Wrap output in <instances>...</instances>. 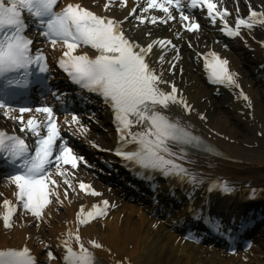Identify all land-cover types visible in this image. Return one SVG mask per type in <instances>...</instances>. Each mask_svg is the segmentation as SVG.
I'll use <instances>...</instances> for the list:
<instances>
[{
    "label": "snow or ice",
    "instance_id": "1",
    "mask_svg": "<svg viewBox=\"0 0 264 264\" xmlns=\"http://www.w3.org/2000/svg\"><path fill=\"white\" fill-rule=\"evenodd\" d=\"M58 2L59 0H0V77L19 75V79L9 78L8 84L27 87L31 65L36 64L41 73L48 71L43 52L38 49L33 55V40L25 34L30 26H35L44 38L51 40L53 47L58 41H63L66 51L62 53L59 66L68 73L71 80L90 93L98 94L111 106L119 134L114 152L122 158V162H130L134 170L138 168L152 179L154 173H159L165 178H175L181 186L187 183L195 189L203 184L204 175L187 167L183 161L187 159L190 150L212 153L216 151L215 146L207 144L202 137L196 135L191 126L180 117L169 114L171 105H182L189 112L192 111V106L180 94L175 82L163 79V72H158L153 66L150 55L157 43L162 46L172 45L173 48L176 46L171 40H157L141 45L135 38L126 35L123 21L98 15L74 3H68L57 11ZM110 4L111 0L105 8ZM124 4H127V0H124ZM146 4L142 8L144 13L150 9H161L166 14V19L152 16L153 24L158 20L167 23L168 20L175 19L171 10L175 7L180 9L181 19L187 22L185 28L195 31L200 27L198 22L185 15L181 0H146ZM197 5H206L208 16L213 22L219 17L224 24L223 30L229 36L237 35L241 26L252 28L258 21L264 23L260 19L264 17V12L250 8L248 17L238 16L232 27L224 19L228 10H218L214 0H189V7L195 8ZM138 7L140 6L133 7L130 15L141 22L148 20L147 16L137 15ZM25 12L31 16L32 25L25 20ZM81 44L90 45L99 54L94 57L76 54L75 50ZM159 60L163 62L164 56H159ZM205 60L212 79L239 87L235 74L228 67L227 59L212 52ZM171 70L174 72L175 65H172ZM167 85H170V90L165 87ZM240 95L248 102L247 106L251 107V101L242 89ZM5 106L6 101L0 98V107ZM20 111L23 113L31 109L21 108ZM36 111L46 114L45 120L38 121L32 117L24 126L37 138L34 151L29 149L21 137L0 131V154L7 156V163L15 173L9 174V179L17 188V201L24 210L43 220L44 210L52 202L50 197L54 194L56 200H59V193H54V189L50 190L49 187L57 186V181L52 179L50 167L55 162L57 172L61 176H67V170L63 166L77 168L78 162L83 161L84 157L75 153L68 141L63 139L53 107L45 106ZM201 116L203 118V114ZM19 119L23 123V116ZM65 123L69 126L79 123L78 117L73 115L70 121L66 118ZM134 126L137 129L135 131ZM45 128L46 133L42 131ZM129 145H132L131 149ZM66 183L71 186L67 180ZM79 186L82 190H91L93 195H101L83 181ZM215 189L225 193L234 191L228 181L219 178L209 181L208 191ZM3 205L5 211L0 213V218L6 228H11L17 205L8 199L3 200ZM109 206L108 200L92 205L88 211L81 206L77 213L78 223L87 224L106 216ZM200 211L203 218V209ZM207 222L216 231H220V225L214 218L207 217ZM68 235L75 238L79 248L74 249L68 239L62 241L65 264H98L94 253L82 242L78 229L69 230ZM89 243L97 248L103 247L96 240ZM48 257L54 258L51 250L48 251ZM0 264H37V259L27 246L22 249L8 248L0 250ZM116 264L121 262L117 261Z\"/></svg>",
    "mask_w": 264,
    "mask_h": 264
},
{
    "label": "bare ground",
    "instance_id": "2",
    "mask_svg": "<svg viewBox=\"0 0 264 264\" xmlns=\"http://www.w3.org/2000/svg\"><path fill=\"white\" fill-rule=\"evenodd\" d=\"M189 77V76H188ZM205 92L195 93V97L201 99L205 97ZM251 104L254 109L252 112V118L254 121L249 124L247 122L246 111L240 108H235L233 112L228 109H218L216 110V116L213 115L212 123L213 127L223 133L228 137L224 140L225 144H229V147L237 150L241 153H246L248 158L260 163H264V104L259 101L258 98L251 96ZM203 108H207L206 104ZM204 110V109H201ZM211 112L210 109H207ZM240 115L237 118H241L242 114H245V118L242 121L241 126L235 123L233 115L235 113ZM216 118H219L216 120ZM256 128L262 133L260 138H251L250 145H242L241 140L237 135L242 134V137H246L247 134L252 135L253 129ZM238 138V141L236 138ZM229 139L233 142L230 143ZM238 142L239 144H237ZM254 178L260 185H264V168L253 172ZM50 234L57 231V226L50 228ZM107 232L110 234L111 240L109 245L118 255H126L134 259V262H141L142 264H235L230 262V259H212V258H195L192 255H176L171 253L172 249H169L167 243L159 244L158 239L150 235L149 233L143 231L139 226L132 225V222L125 220L118 224L117 220L113 221L111 226L108 227ZM105 236V233H103ZM4 244L1 242L0 245ZM241 264V263H237Z\"/></svg>",
    "mask_w": 264,
    "mask_h": 264
}]
</instances>
